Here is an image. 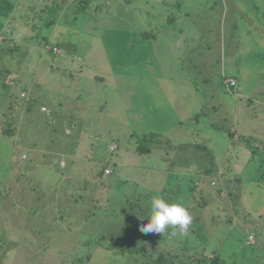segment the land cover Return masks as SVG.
Returning <instances> with one entry per match:
<instances>
[{
    "label": "rangeland",
    "instance_id": "rangeland-1",
    "mask_svg": "<svg viewBox=\"0 0 264 264\" xmlns=\"http://www.w3.org/2000/svg\"><path fill=\"white\" fill-rule=\"evenodd\" d=\"M155 1L0 16V264H264V0H174L198 33L183 56L145 34L173 11ZM154 195L187 235L140 231Z\"/></svg>",
    "mask_w": 264,
    "mask_h": 264
},
{
    "label": "crops",
    "instance_id": "crops-1",
    "mask_svg": "<svg viewBox=\"0 0 264 264\" xmlns=\"http://www.w3.org/2000/svg\"><path fill=\"white\" fill-rule=\"evenodd\" d=\"M180 4H181V2H180ZM141 5H143V4H141ZM162 5H166L167 7H170V8L172 7L173 11L168 14L167 12H165L166 9L164 10V7L159 8V6H162ZM178 5H179V3L174 1V0H172V2L169 0H160V2L155 1V2H152L151 4H144L143 5L144 9H140V10H145L147 13L150 10L155 11V12H156V10H161V11L164 10L163 12L166 13L165 15L170 16V19H168V20H167V18H164V16H159V17H162L165 20H167V22H166L163 19H159L164 23L161 25L162 29L157 28V30H155L154 32H152L150 30L149 31L145 30L147 32L145 34L149 35V37L152 38L153 40L158 39V42L160 44L162 41L163 47L171 48V46H172L171 50H172L173 54H176L177 56H181V55L183 56L184 54H188V49L191 47V44L193 43V40H194L193 36H195L198 33L194 34V31L196 29H193L194 28L193 26H191V32L184 29V24L186 22L185 17L186 16L188 17V15H187L188 7L187 6H179V8H177L176 6H178ZM176 10H178V12ZM161 11H159V15H160ZM174 12H176V13H174ZM154 14L156 15L157 13H154ZM155 15H153V16H155ZM171 26H173V27L175 26V29L170 31L169 28ZM194 42H195V40H194ZM170 70L172 71V69H170ZM181 71H182V69H181ZM168 75H171V79L169 80L170 85H172V84L176 85V83H177L176 80L181 82V85H182V83H184V84L188 83V81L190 80L187 78L183 79V77H185V73L179 72L177 74L174 72L173 74H168ZM232 79H234V78H232ZM141 80L143 81V79H141ZM142 81H141V83H142ZM224 82H225V80H223V83ZM182 88H187V87L182 86ZM179 96H180V100L182 102H169L170 107L173 108L176 105V103H179L177 106L179 109V112H180L179 117L182 119L184 116H192V115L188 114L189 112H191V109H190L191 107H189V103L185 102V100H183L185 98H183L180 94H179ZM146 104H148L150 106L151 102H146ZM158 109H160V108H158ZM99 111L102 112L101 110H99ZM182 112H185V113L181 114ZM101 114L102 113H100L99 115H101ZM147 114L149 115V112ZM146 132H147L146 133L147 138L153 137V136H149V135L153 134L152 132H154V129H147ZM132 154H130L131 157H132Z\"/></svg>",
    "mask_w": 264,
    "mask_h": 264
},
{
    "label": "clouds",
    "instance_id": "clouds-1",
    "mask_svg": "<svg viewBox=\"0 0 264 264\" xmlns=\"http://www.w3.org/2000/svg\"><path fill=\"white\" fill-rule=\"evenodd\" d=\"M147 207L146 222L140 225L141 232L163 234L170 230L172 236L188 234L192 216L182 202H170L162 196L154 195L149 198Z\"/></svg>",
    "mask_w": 264,
    "mask_h": 264
},
{
    "label": "trees",
    "instance_id": "trees-1",
    "mask_svg": "<svg viewBox=\"0 0 264 264\" xmlns=\"http://www.w3.org/2000/svg\"><path fill=\"white\" fill-rule=\"evenodd\" d=\"M12 9H13L12 0H0V16L6 15L8 12L12 11ZM6 133H8V132H6ZM144 145H139L136 148V153L137 154L139 153V154L143 155V154H147L148 152H150L149 147L148 146H144Z\"/></svg>",
    "mask_w": 264,
    "mask_h": 264
},
{
    "label": "built area",
    "instance_id": "built-area-1",
    "mask_svg": "<svg viewBox=\"0 0 264 264\" xmlns=\"http://www.w3.org/2000/svg\"><path fill=\"white\" fill-rule=\"evenodd\" d=\"M55 51H56V50H55ZM225 84H226L229 88H233V87H235L236 82H235L234 79H232V78H228V79L225 80ZM41 112H42V113H48V110H47L46 108L42 107V108H41ZM114 150H116V146H114V145H113V146H110L109 151L112 152V151H114ZM61 165L64 166L63 163H62ZM104 174H105L106 176H108V175L111 174V171H109V170H105V171H104ZM212 185H214V183H212ZM249 240H252V237H250Z\"/></svg>",
    "mask_w": 264,
    "mask_h": 264
}]
</instances>
